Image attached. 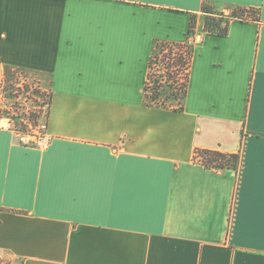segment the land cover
<instances>
[{"label": "crops", "instance_id": "0c3cea01", "mask_svg": "<svg viewBox=\"0 0 264 264\" xmlns=\"http://www.w3.org/2000/svg\"><path fill=\"white\" fill-rule=\"evenodd\" d=\"M205 3L259 21L206 32ZM188 39L183 111L149 107L156 41ZM15 72L51 94L46 150L8 124ZM0 264H264V0H0Z\"/></svg>", "mask_w": 264, "mask_h": 264}, {"label": "trees", "instance_id": "16d2710c", "mask_svg": "<svg viewBox=\"0 0 264 264\" xmlns=\"http://www.w3.org/2000/svg\"><path fill=\"white\" fill-rule=\"evenodd\" d=\"M202 10L206 15L204 30L220 36L228 34L229 25L234 20L259 21V11L256 9L238 8L226 16L216 12L212 6L205 3ZM195 28L196 19L193 17L189 23L188 38H193L194 41ZM193 42L189 39L185 43L156 41L154 52L150 57L147 82L144 86L145 100L149 107L183 111L194 55ZM157 67L159 69H156ZM14 76L15 73L10 77L14 79ZM24 89L29 91V85H25ZM6 91L4 88L3 93L5 94ZM47 96L49 103L44 104L49 108L51 94L48 93ZM173 103H177L178 106H174ZM38 118L37 113H31L30 121L34 126L38 124ZM196 156L207 169H237L240 161L238 154H224L211 150H198Z\"/></svg>", "mask_w": 264, "mask_h": 264}, {"label": "built area", "instance_id": "2783aa9c", "mask_svg": "<svg viewBox=\"0 0 264 264\" xmlns=\"http://www.w3.org/2000/svg\"><path fill=\"white\" fill-rule=\"evenodd\" d=\"M20 75V74H19ZM18 75V76H19ZM20 80V79H19ZM21 83L14 84L16 89L13 90L12 98L18 103V105L22 108L23 112L20 113L18 117L13 116L12 118L8 117L10 121L8 124L12 129H14L15 133L19 137V140L22 145L31 148L43 149L46 150L49 148L52 137L48 134V124H47V117L48 111L45 102L42 105H39V109L36 108H29L25 107L28 105L27 101H34L35 103L39 104L38 100L33 99V93L35 94L36 90L33 89L31 83L27 82L26 80L21 79ZM25 85H29L30 90L26 91L24 89ZM39 85V84H38ZM5 88V83L3 85V89ZM41 89L40 87H38ZM47 92V91H46ZM49 93V92H47ZM28 94V95H27ZM4 101H5V111L7 110V100L6 96L3 93ZM24 97V104L20 105V100ZM31 113H37L39 115L38 124L34 126L30 121Z\"/></svg>", "mask_w": 264, "mask_h": 264}, {"label": "rangeland", "instance_id": "374dc122", "mask_svg": "<svg viewBox=\"0 0 264 264\" xmlns=\"http://www.w3.org/2000/svg\"><path fill=\"white\" fill-rule=\"evenodd\" d=\"M156 69H159V67H157ZM157 71H159V70H157ZM161 72H163V71H161ZM161 75H163V74H161ZM21 79L26 80L28 82V79L24 75H21L20 72H15L14 79H12V77H8L5 80V89L7 90L5 92V96H6V100H7V106H8V108L6 110V115L10 118H12L13 116L18 117V115L20 116V113L23 112L22 108L12 98L13 90L16 89L14 84L21 83L22 82ZM29 83H31V85L33 86V89L36 90L35 94L33 93L32 97H33V99L38 100L39 104L35 103L34 101H30V102L27 101L26 103H28V105H26L25 107H29L31 109H33V108L39 109L38 108L39 105H42L43 102L49 103V98L47 96L48 91L46 92L44 89H42L41 86L38 85L37 81L29 82ZM38 87H40L41 89H39ZM23 104H24V97H22V99L20 100V105L22 106ZM173 104H174V106H178L177 103H173ZM46 107H47V109H49L48 105H46Z\"/></svg>", "mask_w": 264, "mask_h": 264}]
</instances>
